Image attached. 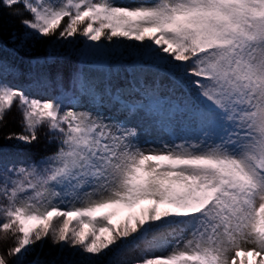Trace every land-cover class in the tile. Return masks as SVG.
<instances>
[{
	"label": "snow or ice",
	"instance_id": "6c2138e0",
	"mask_svg": "<svg viewBox=\"0 0 264 264\" xmlns=\"http://www.w3.org/2000/svg\"><path fill=\"white\" fill-rule=\"evenodd\" d=\"M3 8L31 16L9 34L18 51L37 38L82 42L86 67L127 55L136 69L122 88L74 71L73 98L117 106L124 116L113 119L31 96L0 60V124L15 106L24 127L7 139L33 145L43 130L55 145L39 159L0 153V232L14 239L15 264L49 239L77 249L81 264L141 244L171 251L132 264H264V0H0ZM129 117L172 142L142 145Z\"/></svg>",
	"mask_w": 264,
	"mask_h": 264
},
{
	"label": "trees",
	"instance_id": "16d2710c",
	"mask_svg": "<svg viewBox=\"0 0 264 264\" xmlns=\"http://www.w3.org/2000/svg\"><path fill=\"white\" fill-rule=\"evenodd\" d=\"M151 3L153 0H150ZM117 2V0H115ZM11 10L3 8L0 10V60L6 61L10 66H14V74H6L7 81L13 86H21L29 89V94L42 100L50 98H56L64 101V107L75 106L78 108L81 104V94L76 95L73 98L75 91V85L73 81V74L77 68H81L78 57L80 55V49L83 47L82 42H78L74 45H66L63 47H57L48 40H41L37 38V41L33 42L32 47L26 51L16 50L14 45L9 41L8 37L10 33H15L18 36L21 35L25 29L21 25L22 18L31 19L30 14L25 11L23 17L9 15ZM135 43V42H132ZM9 56V57H7ZM47 58V59H46ZM109 66L111 71H108ZM36 67L41 71L40 78L43 77L46 80V91L42 90L38 92L35 80L32 78V68ZM136 69L133 68L132 60L127 55L123 58L112 59L110 62L105 61L102 67H96V71L99 74V81L103 80L107 74L111 84L117 88L126 87L128 81L131 79L130 73ZM147 76H151V73H147ZM166 77V76H165ZM164 77V78H165ZM163 78V79H164ZM101 87L103 85L101 84ZM110 103H106L107 106ZM99 112L104 113L105 108L95 105ZM109 116V114L107 115ZM124 114L117 110L115 114H111L109 117L123 118ZM21 115L14 106L11 112L6 117V122L0 124V153L6 155H15L21 153L24 156L32 159H39L55 148L54 144H49L45 139L44 132L41 130L39 133L40 140L33 145H25L16 139H7L11 133H23L24 127L21 123ZM130 119V117H129ZM0 203H6L2 197H0ZM141 207V206H140ZM164 206H162L163 208ZM139 211V208L137 209ZM123 217H117L114 223L119 222ZM174 242V241H173ZM14 242L11 234H5L0 232V255L7 257V251ZM51 240L43 242V246L37 250V256L41 261H47L44 264H53V260L60 258L63 264H81V254L77 249L75 252H70L72 248H61L59 245L52 246ZM114 253L103 264H132L137 259H142L144 256H153L167 254L171 251V244L163 252L146 251V245L141 244L139 247L127 246L119 250H113ZM53 254V255H52ZM65 256L63 260L62 256ZM67 254V255H66ZM81 259V260H80ZM251 259V257H249ZM8 264H12L9 262Z\"/></svg>",
	"mask_w": 264,
	"mask_h": 264
},
{
	"label": "rangeland",
	"instance_id": "374dc122",
	"mask_svg": "<svg viewBox=\"0 0 264 264\" xmlns=\"http://www.w3.org/2000/svg\"><path fill=\"white\" fill-rule=\"evenodd\" d=\"M118 5L121 6H136L138 4L141 3H151L150 0H117L116 2ZM15 48V47H14ZM16 49V48H15ZM17 50V49H16ZM20 51V50H19ZM9 57V56H7ZM105 61H103L102 63H104ZM81 68H84L85 71H89L91 76H93L94 78H96L97 82L99 83V74L96 71V67H97V63H93L92 65H90L89 67H86L84 64L80 65ZM32 78L36 81L38 79H40V73L41 71L36 68L33 67L32 68ZM147 78L150 80L151 76H147ZM163 83L167 84L169 83V79L168 77H165L163 79ZM42 90L46 91V87L45 86H41L39 87L38 92L40 93ZM81 104L78 107V109L80 110H92V111H98L96 106L93 104L92 100L90 97L81 94ZM72 107V106H69ZM105 108V115L109 116L111 114H115L118 110L117 106H114L113 104H108L107 106H104ZM131 122L134 125H139V131H140V143L142 145L145 146H152V147H160L161 146V141H165L168 143H171L172 140L170 139V137L161 129H159L158 127L154 126L153 123L150 120H147L143 117L141 118H137V117H130ZM146 206L142 205L141 207ZM187 235V234H185ZM44 242V241H43ZM43 242L41 244H37L34 246L35 250L30 253L26 258H25V264H44L47 263V261H41L39 258V256H37V250L40 249L43 246ZM15 243H12L11 247H14ZM54 246V245H52ZM245 248L247 247H251V245H245ZM70 252H75L74 249H71ZM114 253V251L109 252V254L107 256H104L100 262V264H103L104 262L108 261V259L111 257V255ZM53 255V254H52ZM67 255V254H66ZM63 260H65V256L63 254L62 256ZM8 260L9 262H12V264H15L16 261V257L15 256H8L5 258ZM52 262L53 264H63L62 260L60 258H57L56 260L53 258ZM81 259H83V257H81ZM80 259V260H81ZM239 264V262H238Z\"/></svg>",
	"mask_w": 264,
	"mask_h": 264
}]
</instances>
